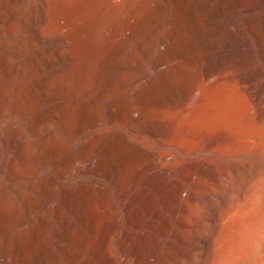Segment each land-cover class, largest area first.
Returning <instances> with one entry per match:
<instances>
[{"label": "bare ground", "instance_id": "6f19581e", "mask_svg": "<svg viewBox=\"0 0 264 264\" xmlns=\"http://www.w3.org/2000/svg\"><path fill=\"white\" fill-rule=\"evenodd\" d=\"M164 1L167 42L152 69L129 80L118 70L133 60L127 55L133 48L147 51L150 13L135 8V0H0V163L7 158L11 190L0 208V264H156L150 254L163 240L171 242L174 255L185 253L182 236L173 235L191 227L190 210L181 214L179 202L187 189L197 199L191 184L215 174L193 158L195 150L173 148L180 115L192 114L204 84L234 80L256 104L264 89L248 59L205 52L218 16L237 0ZM247 12L264 46V0H249ZM176 79L178 106L149 108ZM140 102L146 108L135 118ZM128 119H148L134 144L146 161L133 169L138 183L132 192L119 177V167L135 154L124 128ZM151 120L166 139L157 141L167 147L163 151L142 149ZM225 137L204 144L202 152Z\"/></svg>", "mask_w": 264, "mask_h": 264}, {"label": "rangeland", "instance_id": "374dc122", "mask_svg": "<svg viewBox=\"0 0 264 264\" xmlns=\"http://www.w3.org/2000/svg\"><path fill=\"white\" fill-rule=\"evenodd\" d=\"M159 1L160 6L154 0L134 2L135 8L139 10L141 6L140 9H147L150 13L144 33L147 51L140 52L139 47L133 48V51L127 53L133 62L126 63L123 70H118L119 74L127 75L129 80L150 71L163 51L162 43L167 42L170 16L161 15L166 2ZM235 4V8L227 9L218 16L220 25L206 36L208 46L205 52L215 56L234 54L248 59L250 66L258 70L264 89L262 31L258 29L254 33L249 27V0H237ZM137 54L142 59L139 64L135 61ZM179 82L180 79L174 80L170 89L165 88L168 92H161L159 101L149 108L164 110L178 106L181 94ZM198 100L199 103L190 108L191 115H180V124L174 129L172 138L173 143H176L173 148L177 151H181V148L195 150L193 158L199 157L208 163L215 175L206 181L197 180L191 184L190 188L199 192L197 199H191L187 189L179 202L178 211L181 214L184 208L190 210L188 221L191 227L176 233L173 228L171 233H174L175 238L182 236L185 253L182 256L174 255L171 242L163 240V245L157 249L158 253L150 255H156V264H162V257L170 261L169 264H264V100L254 103L242 87L231 79L202 85ZM137 107L132 115L140 118V111L146 106L140 102ZM179 111H169L168 114L172 116L179 114ZM147 120L131 122L128 119L129 126H124L129 134V150L135 154L119 167V177L123 189L130 192L138 183L133 169L146 161L145 152L137 151L134 144ZM151 121L149 128H144L151 134H145L149 139L142 149L163 151L167 147L157 141L166 139L158 123ZM185 127L188 132H185ZM107 129L110 132L117 130L112 125H108ZM220 135L227 137L219 144L211 145L210 152L203 153V145ZM32 156L37 157V152ZM29 163L33 167L34 164ZM6 165L7 158L3 157L0 176L5 182V189L0 190V208L10 199L8 194L11 192L7 186ZM118 189L115 186L111 195L115 196ZM22 213L25 215V211ZM50 236L52 238V232ZM116 249L112 243L110 251L113 253ZM167 252H172L171 256Z\"/></svg>", "mask_w": 264, "mask_h": 264}]
</instances>
